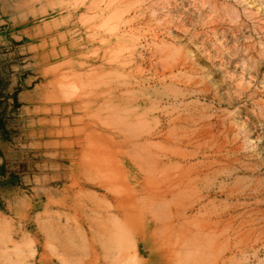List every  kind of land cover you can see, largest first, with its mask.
<instances>
[{
    "label": "rangeland",
    "instance_id": "374dc122",
    "mask_svg": "<svg viewBox=\"0 0 264 264\" xmlns=\"http://www.w3.org/2000/svg\"><path fill=\"white\" fill-rule=\"evenodd\" d=\"M0 264H264V0H0Z\"/></svg>",
    "mask_w": 264,
    "mask_h": 264
}]
</instances>
